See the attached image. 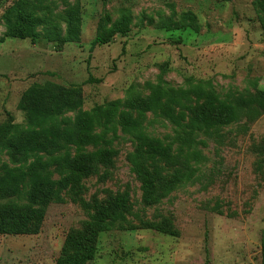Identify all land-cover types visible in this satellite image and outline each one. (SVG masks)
<instances>
[{
	"label": "rangeland",
	"instance_id": "rangeland-1",
	"mask_svg": "<svg viewBox=\"0 0 264 264\" xmlns=\"http://www.w3.org/2000/svg\"><path fill=\"white\" fill-rule=\"evenodd\" d=\"M21 1L0 0V128L12 122L20 134L28 129L19 102L34 83L82 87V106L54 120L60 130L72 126L80 111L116 100L125 106L160 84L168 91V113L133 116L149 140L171 149L169 157L145 161L160 172L154 197L146 200L131 164L138 142L116 117L106 143L86 146L113 155L90 161L59 201L31 204L44 208L45 217L30 222L26 232H0V264H56L77 251L67 240L79 238L95 246L86 264H263L264 110L247 103L230 125L191 128L207 94L238 103L264 92L261 0H24L48 23L38 26L36 39L7 37L5 15ZM73 9L80 11L79 40L65 42L66 15ZM189 11L195 25L182 19ZM124 12L132 16L130 30L92 48L106 16L112 23ZM2 138L0 133V172L6 163L20 164ZM70 153L73 159V147ZM189 172L190 179L165 194L168 180ZM122 195L124 219L92 241L98 212ZM16 202L29 204L0 197V206Z\"/></svg>",
	"mask_w": 264,
	"mask_h": 264
},
{
	"label": "trees",
	"instance_id": "trees-1",
	"mask_svg": "<svg viewBox=\"0 0 264 264\" xmlns=\"http://www.w3.org/2000/svg\"><path fill=\"white\" fill-rule=\"evenodd\" d=\"M102 1L106 4L109 0ZM259 3L264 11V0ZM131 17L129 12H124L117 20L110 23V18L106 16V23L101 24L100 30L92 42V48L107 43L111 37L118 33L128 32L132 21ZM5 18L8 26L7 37L19 39L38 38L40 36V32L37 30L38 26L48 23V20L40 17L35 11L29 10L28 2L24 0L18 2L5 15ZM182 19L195 25L196 17L191 11L183 13ZM79 22V9L71 10L66 15L67 32L64 37L59 36L61 40L65 42L78 41ZM108 22L111 24L110 27L107 26ZM175 28H179V26ZM170 29L168 28V30ZM166 93L168 91L158 84L153 87L151 95L137 96L129 100L125 106L120 104V100H116L96 106L90 111H80L72 126L60 130L57 124H54V120L66 112L77 111L82 106V87L72 85L54 88L37 83L30 85L22 93L19 102V108L25 113L28 120V129L20 134L16 130L18 126L12 122L0 128L4 146L10 150L13 159L15 157L20 159L19 165L9 166L6 163L2 166L0 197L16 196L19 200L25 198L29 204L16 202L1 205L0 232H26V227L30 222H40L45 217L44 208L32 207L31 204L59 201L61 191L70 183L79 180L81 174L88 172L90 161L109 159L114 153L113 150L98 148L93 152H88L86 146H98L106 143L108 140L105 134L111 130L115 131L116 117L122 131L133 135L138 142L137 151L131 159L132 170L142 182L146 200L151 201L160 172L151 171L145 161L169 157L171 148L160 142L155 143L154 140H149L147 135L142 132L141 122L133 116V111H137L139 114L156 111L168 113L171 106L168 108L163 101ZM173 96L174 94L171 95V97ZM247 103H258L264 110V92H259L254 98L243 99L238 103L221 100L213 94H207L204 102L194 110L191 128L211 130L230 125L239 119V106ZM98 127H102L101 132L97 131ZM72 147L76 152L73 159H71L70 153ZM51 168H54L59 175L58 180L53 179ZM192 175L193 173L189 172L186 176H174L168 180L165 183V194L172 191L183 177L188 180ZM125 209V195L118 196L113 204L100 209L97 215L98 220L91 229V240L94 241L101 231L110 230L123 220ZM68 241L77 248V251L72 255L58 259L56 264H86L94 258L95 246L93 244H86L83 238Z\"/></svg>",
	"mask_w": 264,
	"mask_h": 264
}]
</instances>
